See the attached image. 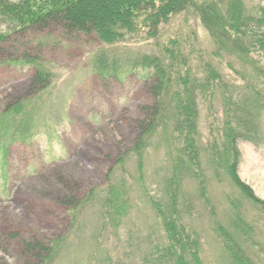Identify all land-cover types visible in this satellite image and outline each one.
<instances>
[{
  "label": "trees",
  "instance_id": "1",
  "mask_svg": "<svg viewBox=\"0 0 264 264\" xmlns=\"http://www.w3.org/2000/svg\"><path fill=\"white\" fill-rule=\"evenodd\" d=\"M183 16L199 22L211 41L210 50L201 48L192 26L172 30L174 21ZM0 23L13 31L59 26L68 35L92 36L108 48L147 42L155 49L133 58L125 54L122 59L110 53L112 49L99 47L90 55L91 70L100 79L129 68L147 70L144 81L153 100L142 108L134 125L135 140L110 167L105 188L88 190L80 199L70 195L64 199L72 223L96 203L101 229L115 233L130 207L124 185L113 182L116 170L122 171L127 159L133 158L134 180L141 186L147 150L154 143L162 145L166 175L153 196L143 192L162 237L138 259H124L126 264H204L199 234L186 220L192 205L183 190V181L193 179L199 198L208 204L204 164L212 177L227 179L231 188L264 214V200L238 175V142L264 144L263 4L248 7L243 0H0ZM29 63L35 68L33 90L0 111L3 161L10 144L33 136L35 103L52 88L49 73L40 63ZM201 112L210 120L207 139L200 131ZM236 214L230 227L214 223L227 264H264V257L258 263L251 256V227ZM61 239L31 234L23 251L30 257L29 264H53L62 249ZM104 258L99 263L123 264L110 261L111 256Z\"/></svg>",
  "mask_w": 264,
  "mask_h": 264
},
{
  "label": "rangeland",
  "instance_id": "2",
  "mask_svg": "<svg viewBox=\"0 0 264 264\" xmlns=\"http://www.w3.org/2000/svg\"><path fill=\"white\" fill-rule=\"evenodd\" d=\"M243 1L248 7L264 5V0ZM177 19L172 30L192 26L201 48L211 49L197 20L190 16ZM0 35V111L33 90L35 68L29 60L40 63L52 84L35 103L33 136L10 144L4 161L0 156V264H29L30 257L23 251L31 234L62 238V249L53 264H101L105 256L123 264L138 259L162 237L143 196V192L153 196L166 175L162 145L154 143L147 150L141 186L134 180L137 167L133 158L127 159L122 171L116 170L113 182L124 185L130 207L115 233L101 229L96 203L72 223L64 199L69 195L80 199L88 190L105 188L110 167L135 140L134 125L142 108L153 100L144 81L147 70L129 68L118 76L100 79L91 70L90 55L99 47L112 49L109 52L122 59L125 54L133 58L155 49L147 42L108 48L92 36L68 35L52 25L13 31L0 23ZM209 121L201 112L200 131L206 139ZM238 148V175L264 200V144L256 147L239 141ZM203 168L207 205L199 198L195 181L188 177L183 181L192 205L186 220L199 234L203 263L227 264L214 223L230 227L235 213L251 227V256L263 262L264 214L231 188L227 179L216 180L205 164Z\"/></svg>",
  "mask_w": 264,
  "mask_h": 264
}]
</instances>
